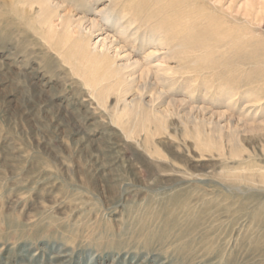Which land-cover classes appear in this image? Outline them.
I'll return each mask as SVG.
<instances>
[{
  "label": "rangeland",
  "instance_id": "obj_1",
  "mask_svg": "<svg viewBox=\"0 0 264 264\" xmlns=\"http://www.w3.org/2000/svg\"><path fill=\"white\" fill-rule=\"evenodd\" d=\"M253 36L264 0H0V264H264Z\"/></svg>",
  "mask_w": 264,
  "mask_h": 264
},
{
  "label": "bare ground",
  "instance_id": "obj_2",
  "mask_svg": "<svg viewBox=\"0 0 264 264\" xmlns=\"http://www.w3.org/2000/svg\"><path fill=\"white\" fill-rule=\"evenodd\" d=\"M245 10V9H244ZM246 12V11H245ZM249 15V14H248ZM247 21V20H246ZM64 22V21H63ZM70 25V24H69ZM71 26V25H70ZM225 29V28H224ZM232 30V29H231ZM235 30V29H234ZM222 31V30H221ZM230 31V30H229ZM219 31H217L216 30V33L215 34H217ZM252 32V31H251ZM258 32V31H257ZM221 33H223V32H221ZM232 33V32H231ZM228 34V33H227ZM218 35V34H217ZM221 35V34H220ZM238 37V36H237ZM237 37H234L235 39L237 38ZM226 38V37H225ZM228 38H229V35H228ZM221 39H222V37H221ZM237 40V39H236ZM231 41V40H230ZM235 41V40H234ZM241 41H243V39L241 40ZM240 41V42H241ZM242 43V42H241ZM245 45H247V46H251L250 48H261L263 45H264V36L262 37H258V36H253V37H250L249 39H247V40H245L244 42H243ZM184 46V45H183ZM223 47H227V46H223ZM234 47H236V46H234ZM236 49V48H235ZM251 50V49H250ZM261 54V53H260ZM245 55H247L248 57H246V58H248V59H250V60H253V61H256V59H258V60H264V50L262 51V58H258V56L256 55V53H254V52H249V53H246ZM234 56V55H233ZM237 56V55H236ZM235 57V56H234ZM231 58V57H230ZM238 60V59H237ZM241 60V59H240ZM243 61V60H242ZM251 63V62H250ZM252 69V68H251ZM253 71V70H252ZM154 74V73H153ZM250 79V78H249ZM251 80V79H250ZM245 81H247V80H245ZM250 84V83H249ZM258 98V97H257ZM259 99V98H258ZM257 99V100H258ZM247 101H249V100H247ZM155 105V104H154ZM153 105V106H154ZM251 105H252V103H251ZM256 105V104H255ZM254 105V106H255ZM253 106V105H252ZM243 107V106H242ZM257 107V106H256ZM247 108V107H246ZM255 108V107H254ZM198 110V109H197ZM250 111V110H249ZM189 113V112H188ZM203 113V112H202ZM221 114V113H220ZM228 123V122H227Z\"/></svg>",
  "mask_w": 264,
  "mask_h": 264
}]
</instances>
